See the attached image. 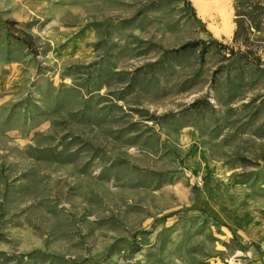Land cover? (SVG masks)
I'll return each instance as SVG.
<instances>
[{"label":"rangeland","instance_id":"rangeland-1","mask_svg":"<svg viewBox=\"0 0 264 264\" xmlns=\"http://www.w3.org/2000/svg\"><path fill=\"white\" fill-rule=\"evenodd\" d=\"M228 2L217 39L192 0H0V264H264V0Z\"/></svg>","mask_w":264,"mask_h":264},{"label":"bare ground","instance_id":"bare-ground-1","mask_svg":"<svg viewBox=\"0 0 264 264\" xmlns=\"http://www.w3.org/2000/svg\"><path fill=\"white\" fill-rule=\"evenodd\" d=\"M192 3L201 19H210L215 15L220 18L219 25H209L215 38H230L233 24L228 0H192Z\"/></svg>","mask_w":264,"mask_h":264},{"label":"trees","instance_id":"trees-1","mask_svg":"<svg viewBox=\"0 0 264 264\" xmlns=\"http://www.w3.org/2000/svg\"><path fill=\"white\" fill-rule=\"evenodd\" d=\"M187 5H189L190 7V4L187 3ZM191 8V7H190ZM23 43L26 45L27 48L30 49V43L28 40H23ZM205 42L203 41H191V42H187L185 44H183L182 46H180L178 48V50H185V49H196L198 47H200V56L202 57L203 54L205 53ZM219 46L222 48V49H227V47H225L224 45H220Z\"/></svg>","mask_w":264,"mask_h":264}]
</instances>
